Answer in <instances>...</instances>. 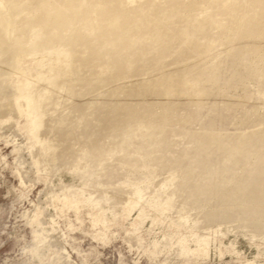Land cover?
<instances>
[{
  "label": "rangeland",
  "instance_id": "374dc122",
  "mask_svg": "<svg viewBox=\"0 0 264 264\" xmlns=\"http://www.w3.org/2000/svg\"><path fill=\"white\" fill-rule=\"evenodd\" d=\"M5 5L1 62L35 29L38 48L74 53L49 92L119 170L95 208L79 173L43 169L41 79L22 76L21 117L0 120V264H264V0Z\"/></svg>",
  "mask_w": 264,
  "mask_h": 264
},
{
  "label": "bare ground",
  "instance_id": "6f19581e",
  "mask_svg": "<svg viewBox=\"0 0 264 264\" xmlns=\"http://www.w3.org/2000/svg\"><path fill=\"white\" fill-rule=\"evenodd\" d=\"M6 9L5 0H0V13L2 11L6 13L8 11ZM38 31L35 29L30 33L25 43H21V51L14 55L11 65L1 62L2 55L0 54V89L5 91V93H0V120L11 116L13 121L8 124L14 127L17 125V119L22 115L21 107L18 108L14 100L15 96L21 92L19 80L29 73L38 76L41 83L36 87L35 98L38 102L39 113L46 115V118L44 121L45 130H43L44 141L42 146L35 147L34 154L41 159L43 169L51 165V173L66 167L75 173H79L83 179L82 183L71 187L88 197L89 203L95 208H103L105 200L111 198L108 193H105L107 186L101 178L107 173L106 170L112 169L111 171L115 172L119 170V167H110L107 163L108 160L95 157L94 152L91 151L86 142L81 140L83 138L81 133L79 134L82 138L77 136L73 138L71 132L64 129L71 120L70 111L62 103L66 93H50L49 86L68 72L74 53L66 48H61V45L56 50L54 48H38L36 45L39 36ZM0 32L12 36V33L10 34L11 28L8 26L4 28V32L3 30ZM46 70H49L48 74L45 73ZM52 110H55L58 115L49 114ZM81 122L79 118L75 124L77 132L81 130ZM3 126L5 125L0 123V127ZM20 162L21 165L24 164L22 160ZM30 163L36 170L32 158ZM150 187L151 184L147 182L145 188ZM97 192L100 193L95 195ZM159 194L160 198L167 196L161 190ZM56 196H62L66 201L70 200L64 193H55L52 198ZM134 196V194H129L131 200Z\"/></svg>",
  "mask_w": 264,
  "mask_h": 264
}]
</instances>
